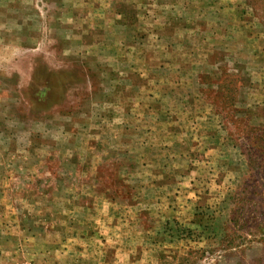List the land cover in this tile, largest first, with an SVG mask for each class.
<instances>
[{
	"label": "rangeland",
	"instance_id": "374dc122",
	"mask_svg": "<svg viewBox=\"0 0 264 264\" xmlns=\"http://www.w3.org/2000/svg\"><path fill=\"white\" fill-rule=\"evenodd\" d=\"M0 264H264V0H0Z\"/></svg>",
	"mask_w": 264,
	"mask_h": 264
}]
</instances>
